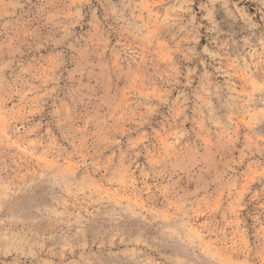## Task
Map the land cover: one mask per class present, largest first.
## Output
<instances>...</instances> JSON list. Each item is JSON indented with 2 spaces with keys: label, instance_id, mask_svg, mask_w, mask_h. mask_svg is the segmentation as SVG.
Returning a JSON list of instances; mask_svg holds the SVG:
<instances>
[{
  "label": "rangeland",
  "instance_id": "374dc122",
  "mask_svg": "<svg viewBox=\"0 0 264 264\" xmlns=\"http://www.w3.org/2000/svg\"><path fill=\"white\" fill-rule=\"evenodd\" d=\"M0 264H264V0H0Z\"/></svg>",
  "mask_w": 264,
  "mask_h": 264
}]
</instances>
